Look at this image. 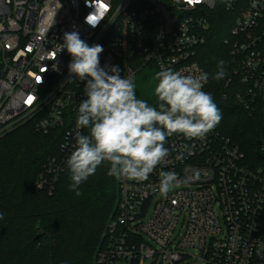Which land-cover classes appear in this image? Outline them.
<instances>
[{"label": "built area", "instance_id": "built-area-1", "mask_svg": "<svg viewBox=\"0 0 264 264\" xmlns=\"http://www.w3.org/2000/svg\"><path fill=\"white\" fill-rule=\"evenodd\" d=\"M219 9L232 20L225 44L235 70L226 87L234 80L237 105L264 126V0H0V139L27 124L42 136L62 134L37 188L54 192L76 132H86L76 127L86 82L69 78L65 32L102 45L101 67L116 65L125 78L149 66L196 74L206 72L198 50ZM167 146L147 180L116 179L97 264H264V162L250 163L217 126L202 141L174 134ZM161 171L199 178L161 196Z\"/></svg>", "mask_w": 264, "mask_h": 264}, {"label": "trees", "instance_id": "trees-1", "mask_svg": "<svg viewBox=\"0 0 264 264\" xmlns=\"http://www.w3.org/2000/svg\"><path fill=\"white\" fill-rule=\"evenodd\" d=\"M229 17L223 9L213 13L197 60L209 73L207 92L222 114L217 129L240 147L250 163L259 164L264 162L263 120L237 105L234 80L226 87L235 70L232 48L225 44L232 26ZM220 60L225 61L226 76L217 81L213 75ZM154 88L143 100L157 106ZM61 136V131L39 135L27 124L0 139V264H97L107 224L116 212L117 182L107 175L108 165L102 164L80 185V196L69 190L68 170L53 193L39 190L37 176L59 153Z\"/></svg>", "mask_w": 264, "mask_h": 264}, {"label": "clouds", "instance_id": "clouds-1", "mask_svg": "<svg viewBox=\"0 0 264 264\" xmlns=\"http://www.w3.org/2000/svg\"><path fill=\"white\" fill-rule=\"evenodd\" d=\"M90 24L95 27L97 23ZM64 50L71 56L67 65L70 80L86 82L76 118L77 129L86 132H76L74 150L66 160L69 190L77 196L82 195L80 185L102 164L108 165L107 175L115 179L147 180L169 156L165 147L169 137L178 134L202 141L222 119L212 95L203 90L209 80L207 72L158 71L154 76L158 104L152 106L137 98L131 75L121 76L116 65L101 67L102 45L90 46L79 32L71 31L63 34L60 52ZM225 76V61L220 60L213 79ZM198 178L195 174L182 179L175 172L161 171L158 191L167 196L170 189Z\"/></svg>", "mask_w": 264, "mask_h": 264}, {"label": "rangeland", "instance_id": "rangeland-1", "mask_svg": "<svg viewBox=\"0 0 264 264\" xmlns=\"http://www.w3.org/2000/svg\"><path fill=\"white\" fill-rule=\"evenodd\" d=\"M157 72L158 70L155 66H149L146 69H144V71L137 74V76L134 79V82L136 84L137 98L139 99L145 98L150 88L152 86H155L156 81L154 80V76ZM150 212H152V209H150ZM179 230H182V225L180 226ZM220 237L221 235H217L216 239H220ZM146 264H152V260L148 261Z\"/></svg>", "mask_w": 264, "mask_h": 264}, {"label": "water", "instance_id": "water-1", "mask_svg": "<svg viewBox=\"0 0 264 264\" xmlns=\"http://www.w3.org/2000/svg\"><path fill=\"white\" fill-rule=\"evenodd\" d=\"M40 238V235H38L37 237H36V240H38Z\"/></svg>", "mask_w": 264, "mask_h": 264}, {"label": "snow or ice", "instance_id": "snow-or-ice-1", "mask_svg": "<svg viewBox=\"0 0 264 264\" xmlns=\"http://www.w3.org/2000/svg\"><path fill=\"white\" fill-rule=\"evenodd\" d=\"M90 19H93V20H94V19H95V17H91Z\"/></svg>", "mask_w": 264, "mask_h": 264}]
</instances>
